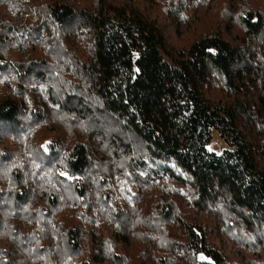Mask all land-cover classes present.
Here are the masks:
<instances>
[{
	"label": "trees",
	"instance_id": "trees-1",
	"mask_svg": "<svg viewBox=\"0 0 264 264\" xmlns=\"http://www.w3.org/2000/svg\"><path fill=\"white\" fill-rule=\"evenodd\" d=\"M184 3L172 0L166 19L176 23ZM154 9L153 0H0V136L15 139L11 150L22 146L17 137L27 133L33 143L39 130L58 124L45 139L47 154L38 144L36 154L12 158V168L0 164L13 187L0 190V215L7 214L0 234L10 246L3 264H131L121 253L128 229L109 235L120 247L104 241L102 229L126 218L105 201L102 177L111 174L106 169H130L137 177L136 168L149 162L163 173L160 184L171 183L166 191L190 189L191 206L181 218L174 195L165 194L156 215L142 216V237L154 243H143L150 248L140 250L144 263L170 264L172 254L187 264H237V253L208 240L201 219L210 216L216 228L230 227L220 234L232 243L260 251L246 264H264V0H229L216 23L186 45L171 42L167 30L177 25L164 24ZM66 124L75 129L63 130ZM212 129L227 146L219 154L206 147ZM7 157L0 151V160ZM42 159L50 172L63 170L77 181L67 186V203L46 190L51 212L30 209L38 185L32 165ZM150 171L152 178L157 171ZM88 199L105 205L108 218L74 213ZM90 220L95 225L88 228ZM160 221L180 225L185 240H163L172 235ZM237 226L248 239L233 232ZM134 237L138 245L142 238Z\"/></svg>",
	"mask_w": 264,
	"mask_h": 264
},
{
	"label": "rangeland",
	"instance_id": "rangeland-1",
	"mask_svg": "<svg viewBox=\"0 0 264 264\" xmlns=\"http://www.w3.org/2000/svg\"><path fill=\"white\" fill-rule=\"evenodd\" d=\"M155 9L153 14L157 15L159 20H162L164 24H175L177 25V29L174 25L170 26L167 30V35L172 43H175L176 45H186L189 43L193 35L195 34V31L198 30V33H202V31H206L209 29L212 25H214L217 21L218 17H221L224 13V10L227 7L229 0H185L186 3L183 5V10L180 13H177L176 23L170 22L168 18L166 19V10L168 9V6L171 4L172 0H153ZM180 2V1H179ZM184 0H182V3ZM174 13V10L172 11ZM171 13V12H170ZM168 13V14H170ZM194 30H190V29ZM235 29H238L237 27H234ZM39 123V122H38ZM41 124V123H39ZM43 125V123H42ZM57 125L56 124V130L54 127H43V131H38L37 134L38 138L35 142L30 143L27 138V133L25 135H22L21 137H17L18 142L22 143V146H12L10 150V143H13L15 139H7L0 136V140L5 141L7 146L1 145L0 151L6 150L8 157L5 160V163L3 160H0V164L7 165L10 168H12V158L16 157L17 154L21 152L30 153V154H36L37 151V145L39 144V149L43 150L45 154L48 152L45 151V139L49 136H52L57 131ZM63 130H68L69 132L74 130L75 127L72 124H66L64 127H62ZM60 135L63 139L66 140L64 137V134L62 130L60 129ZM65 133V132H64ZM63 140V141H65ZM73 141V140H72ZM70 141V144L71 142ZM7 147V148H6ZM207 149L211 152H214L216 154H219L223 149H225L227 146L224 143V141L220 138L218 132L214 129H212L211 132V140L207 144ZM135 151V150H134ZM136 153V152H134ZM109 154L112 153H108ZM5 159V157H3ZM148 161V159H146ZM102 164V163H101ZM24 172L27 173V168L31 166L29 162H25L24 164ZM32 166L37 167L36 171L32 173L33 180L38 183L32 185L37 190L35 192H32L33 194V204L31 205L30 209H37L42 211L45 209H50L48 211L51 212V208H48L45 204V192L48 190V188H54V190L57 192L56 196L60 198L61 200H64L66 203L68 202L65 200L66 197H70L71 193L69 191L68 184L70 182L76 183L77 181L74 176H70L68 173H66L63 170H53L50 172V164L47 163L46 160L42 159V161L37 164L33 163ZM156 168H159V166L155 165L153 166L150 162L148 163V166L144 169L136 168L135 171H137L139 176H134L130 169H127L124 174L120 173L121 171L119 169L117 170H108L111 171V174H106L102 178L103 187H102V195L105 198V201L107 204L112 207L116 213L118 212L119 216H122L126 218V221H122L120 225L115 222H109L110 223V230L102 229V231L107 234V237L104 241H106L111 249H115L116 245L120 247L122 242L115 240V238H111L109 235L114 229L120 228L121 229H128L130 232V238H126V240H123L124 248L122 250V254L128 257L131 261V264H155L154 259H150L148 262L144 263V259L141 257L140 250L144 249H150L147 248L146 245H143V243H147L150 246H154L153 242L149 243L143 239L142 235L147 233L146 227L141 224L142 216L149 215L152 213V215H156L154 211V206L157 202V200L160 197H163L165 194L174 195V197H171L175 201V210L180 213L181 218H186V212L185 210H189V207L191 206L188 202L191 201V195H190V189H181V192L172 193L169 191H166L165 188L171 184L170 182H163L160 184L161 181H158V176H161V172L157 171ZM3 167L0 165V190L1 189H13L12 185L9 182L8 176L6 175V178L3 176L2 172ZM156 170L157 173L152 174V178L147 177L149 173L152 171L150 170ZM34 175H36L34 177ZM38 177H41L44 180V183L38 182L36 179ZM63 179V180H62ZM4 181H7L11 186H8ZM163 181V180H162ZM96 183V182H95ZM3 184V185H2ZM88 185H90V181H88ZM183 187V186H182ZM149 191L151 193H149ZM182 197V198H181ZM92 198V197H91ZM88 201V202H87ZM147 206V208H145ZM1 211V210H0ZM90 211V216H93L95 220H98L99 218L103 219L104 217H107V207L102 204V206H99L93 199L86 200V202H79L77 212L75 210L74 213L80 215V217L84 218L88 216V213ZM2 212V211H1ZM0 212V213H1ZM185 212V213H184ZM40 213V214H39ZM37 215L41 216V212H39ZM219 218L224 219V217L220 214ZM7 214L5 215L2 213L0 215V220H4L6 218ZM31 217V215L29 216ZM215 217V216H214ZM108 218V217H107ZM20 219V218H18ZM93 219V220H94ZM216 219V217H215ZM33 219H28L26 222L32 221ZM94 220V221H95ZM133 221H138V224L136 226H130ZM204 224H208L209 227H212V231L208 230V240L216 245L220 250H222L227 255L236 256V253L238 254L237 258H233L232 261L236 260L237 264H246L247 256H252L256 258L255 256L260 252L258 249L253 250V243L252 244H245V241H243V245L240 248L237 244L232 243L227 237H224L220 232L225 231L227 235L230 234V227H226L225 225H222V222L219 224L221 227L216 228L217 221H214L213 218L210 219V216L206 219H201ZM162 226H158L159 229H163L166 233H169L172 235V238L168 237V235H164L162 237L163 240L167 241L169 239H176V241H183L185 240V235L182 231V227L177 224L165 225L163 222H161ZM11 225L10 227L13 230H16L18 227L17 221L9 222ZM95 223L90 220V222L85 223V226L90 228L94 226ZM166 226V227H165ZM133 228H136L137 231H132ZM233 230L234 233L240 234L244 239H248L249 233L242 227H234ZM141 232V234H140ZM238 232V233H237ZM134 233L138 234L140 236L141 241L138 245H135V240H138L134 237ZM6 234L3 232L0 234V264H3V262H7L10 260L7 250V247H10L9 244L6 242H3V239L5 238ZM151 240H152V234H150ZM156 237V235H155ZM139 238V240H140ZM158 239V238H156ZM169 242H167L168 244ZM142 246V247H141ZM253 250V251H252ZM170 254V253H169ZM177 256H174L170 254L168 257V260L170 264H187L186 259L178 258ZM232 262V263H233ZM190 264V263H189Z\"/></svg>",
	"mask_w": 264,
	"mask_h": 264
},
{
	"label": "snow or ice",
	"instance_id": "snow-or-ice-1",
	"mask_svg": "<svg viewBox=\"0 0 264 264\" xmlns=\"http://www.w3.org/2000/svg\"><path fill=\"white\" fill-rule=\"evenodd\" d=\"M47 150V149H46Z\"/></svg>",
	"mask_w": 264,
	"mask_h": 264
}]
</instances>
